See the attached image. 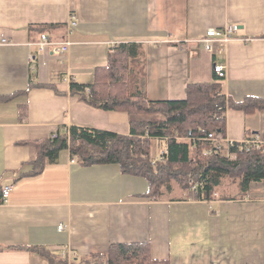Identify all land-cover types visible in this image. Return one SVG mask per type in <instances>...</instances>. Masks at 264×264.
<instances>
[{
	"label": "crops",
	"instance_id": "1",
	"mask_svg": "<svg viewBox=\"0 0 264 264\" xmlns=\"http://www.w3.org/2000/svg\"><path fill=\"white\" fill-rule=\"evenodd\" d=\"M234 25L222 59L201 49L209 29ZM42 35L52 44L70 41V51L41 50ZM128 43L145 54L141 88L149 101L186 100L189 84L216 81L214 65L224 64L223 140L264 136V109L237 107L264 100V0H0V189L12 187L0 203V264H85L112 244L138 243L172 264H264V183L242 193L226 179L211 201L178 199L184 193L173 185L167 192L178 195L157 199L147 196L146 178L115 164L72 163L68 150L34 175L33 142L61 129L131 136L132 122L159 119L106 111L71 93L72 83L93 82L112 44ZM150 139L159 159L167 139ZM157 143L166 145L161 154Z\"/></svg>",
	"mask_w": 264,
	"mask_h": 264
},
{
	"label": "trees",
	"instance_id": "2",
	"mask_svg": "<svg viewBox=\"0 0 264 264\" xmlns=\"http://www.w3.org/2000/svg\"><path fill=\"white\" fill-rule=\"evenodd\" d=\"M143 56L138 44L114 46L107 65L95 71L93 82L89 85L72 83L71 93L106 111L159 116V119L132 122L134 135L131 136L75 126L61 129L55 139L33 142L37 149L34 175L43 171L46 161H54L62 151L68 150L81 166L115 164L125 174L146 178L150 185L147 196L157 199H163L167 187L173 185L184 193L178 199L211 201L219 195L218 189L226 179L235 182L242 193L248 192L252 184L264 183V150H242L239 144L222 145L217 149L215 144L205 140L209 134L223 137L226 132L227 100L218 81L222 78L217 76L212 83L189 84L187 99L183 101H149L141 88ZM33 86L32 77L27 90ZM88 88L91 97L86 93ZM14 97L2 100L10 101ZM26 107L22 106V121L26 120ZM237 107L252 113L264 109V100H248ZM150 138L167 139V151L161 154L162 161L155 166L152 165ZM3 202L0 189V203ZM2 249L5 248L0 247ZM84 262L172 264L168 260L154 259L150 246L145 243L112 244L107 254L92 256Z\"/></svg>",
	"mask_w": 264,
	"mask_h": 264
},
{
	"label": "built area",
	"instance_id": "3",
	"mask_svg": "<svg viewBox=\"0 0 264 264\" xmlns=\"http://www.w3.org/2000/svg\"><path fill=\"white\" fill-rule=\"evenodd\" d=\"M70 26L72 28L77 26V21L74 17L70 21ZM238 30H239V27L236 25L228 26V27L223 28V29H213V28L209 29L206 32L204 38H202L200 40V47L205 52L216 55L218 60L222 59L226 46L231 41L233 34L235 32H237ZM48 45H52L53 54H55L56 56H62V55L68 54V52L70 51L71 42L66 41L63 43L52 44V43H49L46 35H42V42L39 44L40 49L43 50ZM114 46H116V44H112L111 51H112V48ZM29 59H30V62L33 65H35V63H36L35 56L31 54L29 56ZM214 72L219 78H222V79L225 78V76H226L225 65L222 63H216L214 65ZM86 93L88 96H90V97L92 96L90 88L86 89ZM218 111H220V109ZM57 137H58V133L56 132L52 136V139H55ZM205 140L210 141L213 144H215L217 149H221L222 145H228V146L232 147L235 144H239L241 146L242 150L243 149H246L247 151L264 150V136H262L261 134H257L255 136H253L252 138L247 139L241 143L226 141V140H223V137L215 136L213 134H209L208 137L205 138ZM207 154H209V153H207ZM161 159H162L161 156L159 157V159H153L152 165L155 166L158 161H162ZM72 163H76V159H72ZM11 192H12L11 186L3 189V198H4L5 202L8 200V197L10 196ZM58 228H59V230L65 229V227L63 225H60ZM68 253H70V250H68ZM72 254L73 253L71 252V255ZM68 255H70V254H68ZM65 256H67V255H65Z\"/></svg>",
	"mask_w": 264,
	"mask_h": 264
},
{
	"label": "rangeland",
	"instance_id": "4",
	"mask_svg": "<svg viewBox=\"0 0 264 264\" xmlns=\"http://www.w3.org/2000/svg\"><path fill=\"white\" fill-rule=\"evenodd\" d=\"M165 143H157L156 145V152L157 153H162V150L165 148ZM72 162V160H71ZM230 192H235L234 190L230 189L229 190ZM226 192L228 193V191L226 190ZM179 192L178 191H171V192H167L166 196H175V195H178Z\"/></svg>",
	"mask_w": 264,
	"mask_h": 264
}]
</instances>
